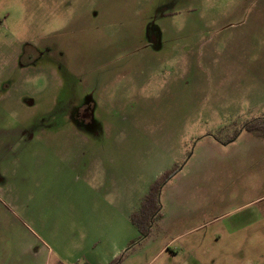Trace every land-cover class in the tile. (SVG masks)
Masks as SVG:
<instances>
[{"label":"rangeland","instance_id":"1","mask_svg":"<svg viewBox=\"0 0 264 264\" xmlns=\"http://www.w3.org/2000/svg\"><path fill=\"white\" fill-rule=\"evenodd\" d=\"M262 115L264 0H0V264H264Z\"/></svg>","mask_w":264,"mask_h":264},{"label":"flooded vegetation","instance_id":"2","mask_svg":"<svg viewBox=\"0 0 264 264\" xmlns=\"http://www.w3.org/2000/svg\"><path fill=\"white\" fill-rule=\"evenodd\" d=\"M95 15V14H94ZM153 29L148 28L146 33L147 41L156 47V40L158 36ZM39 54L30 45H26L20 54V64L22 67H28L35 63L38 59ZM66 90L65 100L63 103V109L65 111L66 124L69 126H79L83 128H90L94 123V109L97 107L95 102L96 90L98 89V80L96 77H88L85 74H79L76 78L70 74L65 78ZM79 86L77 92H73L71 87L74 85ZM92 89V92L88 90ZM100 97V90L98 89ZM99 106V104H98ZM83 139H99L98 136H82Z\"/></svg>","mask_w":264,"mask_h":264},{"label":"trees","instance_id":"3","mask_svg":"<svg viewBox=\"0 0 264 264\" xmlns=\"http://www.w3.org/2000/svg\"><path fill=\"white\" fill-rule=\"evenodd\" d=\"M244 129H246L248 132L264 134V115L253 118V120L244 125ZM161 184L162 183L150 190L148 196L143 200L139 212L134 214L130 220L134 228L142 235V237H144V239L151 237L154 231L161 230L160 226L158 225L161 214L157 210L156 205L157 194ZM124 257L125 254L121 258Z\"/></svg>","mask_w":264,"mask_h":264}]
</instances>
